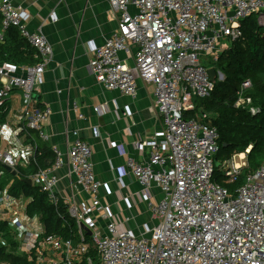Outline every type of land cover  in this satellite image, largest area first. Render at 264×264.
Returning <instances> with one entry per match:
<instances>
[{
	"label": "built area",
	"instance_id": "2783aa9c",
	"mask_svg": "<svg viewBox=\"0 0 264 264\" xmlns=\"http://www.w3.org/2000/svg\"><path fill=\"white\" fill-rule=\"evenodd\" d=\"M107 1L117 27L93 50L89 69L98 85L127 97L135 96L137 80L152 88L162 129L147 141L137 142L140 153L144 146L150 149L148 162L128 159L127 168L142 186L143 199L152 184L160 189L161 200L150 208L159 221L140 236L119 229L112 221L106 225V234L102 233L95 215L105 207L97 197L100 183L91 163L92 150L77 140L66 152L70 173L88 196L84 203L67 206L77 224V243L45 235L39 219L25 212L17 215L10 208L17 206L18 198L0 190L1 221L8 222L17 234L18 253L36 264L79 263L90 247L84 241V225L91 232L98 259L87 258V264H264V164L230 192L222 184L235 183L247 165L245 156L250 148L220 163L219 172L225 180L217 182L214 156L219 146L218 133L210 122L212 115L200 112L193 119L184 117L194 110L196 99L211 94L214 83L209 69L223 79L215 65L242 37L241 22L254 15L264 28V0ZM0 16V44L6 31L16 28L39 60L31 66L0 62V117L10 95L20 91L22 132L25 137L35 132L45 141L44 124L51 110L35 108L34 96L43 84L53 49L42 33L28 31L24 12L7 0H0ZM120 52L132 65L120 60ZM250 88L249 81L242 83L235 107L254 116L258 110L245 95ZM102 110L95 108L97 113ZM3 131L0 123V136ZM52 153L53 165L28 179L56 205L59 198L53 172L63 161L59 150L53 148ZM37 154L30 159L35 160ZM236 156L241 163L235 161ZM0 162L13 170L17 166L10 152L0 151Z\"/></svg>",
	"mask_w": 264,
	"mask_h": 264
},
{
	"label": "crops",
	"instance_id": "0c3cea01",
	"mask_svg": "<svg viewBox=\"0 0 264 264\" xmlns=\"http://www.w3.org/2000/svg\"><path fill=\"white\" fill-rule=\"evenodd\" d=\"M7 1L24 12L28 31L42 33L53 49L52 61L44 70L43 84L34 96V107H49L51 113L44 124L47 140L38 138V144H28L20 120L21 92L14 91L0 117L4 126L0 151L10 152L17 166L25 168L24 164L31 161L35 152L39 154L43 148L51 152L53 148L59 150L63 165L53 172L57 178L55 190L59 200L68 206L88 199L76 184L66 159V152L77 140L86 142L91 147V163L100 183L97 197L105 207L95 215L98 229L106 234V225L112 221L119 229L142 235L146 228L151 229L159 221L150 208L161 200L162 193L152 184L148 197L143 199V188L127 168V160L148 162L150 149L144 146L140 153L137 142L147 141L162 129V124L150 86L137 80L136 94L131 98L104 89L90 72L93 50L101 47L117 27L108 1ZM118 56L132 65L123 52ZM34 58L39 61L35 51ZM95 108L103 110L97 113ZM7 188L2 191L7 192ZM28 202L18 198L17 206L13 204L10 209L17 215L23 214ZM11 234L18 242L17 234L13 231Z\"/></svg>",
	"mask_w": 264,
	"mask_h": 264
},
{
	"label": "trees",
	"instance_id": "16d2710c",
	"mask_svg": "<svg viewBox=\"0 0 264 264\" xmlns=\"http://www.w3.org/2000/svg\"><path fill=\"white\" fill-rule=\"evenodd\" d=\"M241 31L242 37L220 55L215 65L223 79L216 76L209 97L196 99L194 110L184 115L185 119L196 118L200 112L212 115L210 122L218 133L219 146L214 156L215 172L220 163L250 148L246 154L247 165L235 183L222 184L230 192L242 185L249 173L264 164V28L258 24L256 16L252 15L241 22ZM0 62L15 66H31L37 62L33 49L25 43L16 28H9L5 33L4 42L0 44ZM245 81L251 83L245 95L250 97L253 108L258 110L254 116L246 109L235 107L241 85ZM25 138L28 144H38L35 132H29ZM41 150L25 168H15L16 176L8 172L0 162V171L3 173L0 190L8 187L9 196L29 200L25 212L39 219L45 235L73 240L76 244L77 224L69 216L67 206L60 200L56 205L49 203L46 194L24 182L39 170H46L52 165L53 153L47 148ZM214 179L217 182L225 180L221 175ZM11 230L8 222L0 221V241H3V244L0 242V263L36 264L33 259L17 252L19 244ZM84 241L90 245L89 251L76 264H87V258L97 262L90 237L85 235Z\"/></svg>",
	"mask_w": 264,
	"mask_h": 264
},
{
	"label": "water",
	"instance_id": "95a60500",
	"mask_svg": "<svg viewBox=\"0 0 264 264\" xmlns=\"http://www.w3.org/2000/svg\"><path fill=\"white\" fill-rule=\"evenodd\" d=\"M208 74H209V77H210L211 82L215 83V79H216V72H215V70L214 69H209L208 70ZM4 168L8 172H10L13 176H16V171L15 170H13L12 168H10L8 166H4ZM24 182L26 184H28L29 186H31V180L30 179H26V180H24ZM81 228L84 230V232H85V234L87 236H90L91 235L90 230H88L84 225H81Z\"/></svg>",
	"mask_w": 264,
	"mask_h": 264
},
{
	"label": "rangeland",
	"instance_id": "374dc122",
	"mask_svg": "<svg viewBox=\"0 0 264 264\" xmlns=\"http://www.w3.org/2000/svg\"><path fill=\"white\" fill-rule=\"evenodd\" d=\"M245 159H246V156H245ZM235 161L241 163L240 157L236 156L235 157ZM219 171L221 172L220 164L218 165L217 171L214 173V178H219L220 177V172Z\"/></svg>",
	"mask_w": 264,
	"mask_h": 264
}]
</instances>
